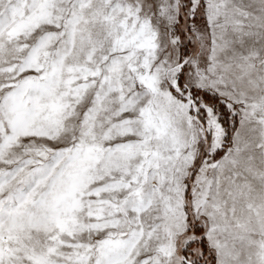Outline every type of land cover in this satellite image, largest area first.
Here are the masks:
<instances>
[{
	"label": "snow or ice",
	"instance_id": "6c2138e0",
	"mask_svg": "<svg viewBox=\"0 0 264 264\" xmlns=\"http://www.w3.org/2000/svg\"><path fill=\"white\" fill-rule=\"evenodd\" d=\"M0 264H264V0H0Z\"/></svg>",
	"mask_w": 264,
	"mask_h": 264
}]
</instances>
